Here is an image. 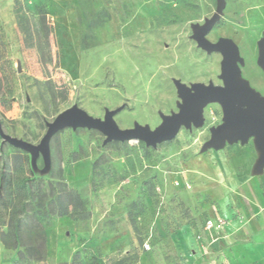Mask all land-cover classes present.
I'll use <instances>...</instances> for the list:
<instances>
[{
	"label": "rangeland",
	"instance_id": "374dc122",
	"mask_svg": "<svg viewBox=\"0 0 264 264\" xmlns=\"http://www.w3.org/2000/svg\"><path fill=\"white\" fill-rule=\"evenodd\" d=\"M223 1L206 38L236 44L237 78L264 98L258 63L264 0ZM217 5L0 0L3 130L37 144L46 124L72 105L98 118L119 108L113 119L120 128L158 127L161 114L179 109L174 80L222 83L221 54L192 38ZM222 115L218 102H208L200 124L182 126L154 147L142 140L104 142L98 130L65 128L50 139L48 165L41 154L33 159L0 137V264H184L182 240L188 264H213L201 215L226 208L225 196L233 198L243 225L220 254L227 263L248 264L238 241L264 216L256 198L264 197V147L254 136L205 146ZM58 189L77 192L88 218L59 215L52 208Z\"/></svg>",
	"mask_w": 264,
	"mask_h": 264
},
{
	"label": "water",
	"instance_id": "95a60500",
	"mask_svg": "<svg viewBox=\"0 0 264 264\" xmlns=\"http://www.w3.org/2000/svg\"><path fill=\"white\" fill-rule=\"evenodd\" d=\"M223 5L224 1L218 0L216 11L205 19L202 25L195 26L192 34L200 48L208 53L216 51L221 54L219 77L222 83L196 82L187 86L179 80H174L181 99L179 109L171 114H161L162 122L158 127L151 129L147 125L134 124L130 128H120L113 119L119 108L107 109L103 118H98L79 106L72 105L60 111L46 124V131L37 144L8 135L1 123L0 137L4 142L30 153L33 159L41 154L45 165H48L50 139L62 129H95L105 136L104 142L142 140L147 146L154 147L172 139L180 127L200 124L204 105L216 101L222 108V124L211 130V136L205 146L215 147L225 141L232 143L239 140L243 143L248 137L254 136L257 145L264 147V98L237 78V62L240 61V56L236 44L229 38H220L214 42L206 38L208 31L219 19ZM258 53V63L264 69V31L258 41ZM259 164L260 167L264 166V151Z\"/></svg>",
	"mask_w": 264,
	"mask_h": 264
},
{
	"label": "crops",
	"instance_id": "0c3cea01",
	"mask_svg": "<svg viewBox=\"0 0 264 264\" xmlns=\"http://www.w3.org/2000/svg\"><path fill=\"white\" fill-rule=\"evenodd\" d=\"M256 198L258 203L260 202L264 206V197L262 198L257 194ZM223 199L226 200V208L223 210H219L218 208L214 210L211 208L210 211L207 209L201 215L202 226L204 218H214L216 215H220L225 220V223L219 228H204L205 237H207L209 241L213 242L211 247L213 252L216 253L213 264H231L229 262L227 263V260L224 258V256L220 254V250L222 247L233 244L235 237L237 236V230L241 229L243 225L241 211L236 206L233 198L230 196H225ZM241 236L242 240L238 242L240 249L244 253V259L247 261V263L264 264V216L262 218H255L251 225H248ZM185 243V240H182L181 248L183 249L182 252L184 264H188L190 259L186 256L187 247Z\"/></svg>",
	"mask_w": 264,
	"mask_h": 264
},
{
	"label": "trees",
	"instance_id": "16d2710c",
	"mask_svg": "<svg viewBox=\"0 0 264 264\" xmlns=\"http://www.w3.org/2000/svg\"><path fill=\"white\" fill-rule=\"evenodd\" d=\"M18 156L20 157V154ZM52 208L56 209L59 215H68L73 219H86L89 216L88 211L84 208V201L73 189L56 190L55 197L52 198ZM21 256L23 257V255ZM32 256L34 259L38 258Z\"/></svg>",
	"mask_w": 264,
	"mask_h": 264
},
{
	"label": "built area",
	"instance_id": "2783aa9c",
	"mask_svg": "<svg viewBox=\"0 0 264 264\" xmlns=\"http://www.w3.org/2000/svg\"><path fill=\"white\" fill-rule=\"evenodd\" d=\"M216 210V208H214ZM225 223V220L220 215H216L214 218H204L203 219V227L206 229H210L213 227H221ZM264 250V248H263Z\"/></svg>",
	"mask_w": 264,
	"mask_h": 264
}]
</instances>
